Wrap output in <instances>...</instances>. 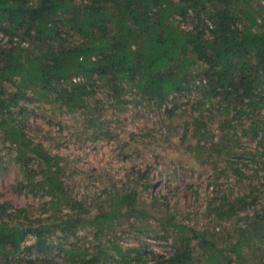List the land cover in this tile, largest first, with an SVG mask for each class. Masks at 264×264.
I'll return each instance as SVG.
<instances>
[{
	"label": "trees",
	"instance_id": "16d2710c",
	"mask_svg": "<svg viewBox=\"0 0 264 264\" xmlns=\"http://www.w3.org/2000/svg\"><path fill=\"white\" fill-rule=\"evenodd\" d=\"M0 34L6 38L1 138L23 166V188L43 196L42 208L50 210L0 203V264H62L47 254L54 237L71 239L60 244L64 264H146L148 258L144 246L123 249L120 236L105 229L123 217L151 216L137 204V187L115 185L91 200L74 195L61 179L60 155L27 132L20 116L30 109L23 101L84 112L87 125L107 135L102 104L125 110L133 93L160 107L169 95L196 90L197 145L213 138L202 121L216 116L220 134L210 153L224 154L241 176L243 166L234 164L264 171V0H0ZM102 89L110 103H103ZM242 136L257 139L255 147H241ZM255 191L210 204L215 222L246 212L221 242L217 227L196 229L156 212L165 233H173L175 250L154 264H264V206L248 212ZM87 227L95 231L94 246L81 244L89 241L90 233L79 231ZM30 237L35 242L26 245Z\"/></svg>",
	"mask_w": 264,
	"mask_h": 264
},
{
	"label": "rangeland",
	"instance_id": "374dc122",
	"mask_svg": "<svg viewBox=\"0 0 264 264\" xmlns=\"http://www.w3.org/2000/svg\"><path fill=\"white\" fill-rule=\"evenodd\" d=\"M5 39L0 34V42L4 43ZM103 93V89L100 90L99 96L105 97ZM196 95V90L184 95L172 94L160 107L136 101L133 93L127 95L130 102L125 110L102 104L105 110L101 121L107 135L100 134L96 126L87 125L86 113L67 114L44 103L23 101L30 111L20 118L30 135L60 155L61 179L79 198L94 199L115 185L137 187V204L146 205L147 214L151 216L137 219L134 215L129 216V220L123 217L112 228L106 226L105 229L107 233L120 236L117 242L123 249L144 246L148 252L146 264H154L159 262V255L166 259L175 250L173 233H165L153 216L156 212L159 216H174L196 229L211 232L217 227L221 242L226 229L242 223L246 212L242 211L239 217L226 222H215L210 204L217 205L223 196L234 199L256 190V205L248 212L253 214L264 206V171L261 167L257 174L250 165L234 164L243 166L241 176L224 154L210 153L209 148L214 149L211 140H219L218 117H204L202 128L210 129L213 138L207 136L201 145H197L202 132L195 129L198 127L196 120L202 108L192 106ZM104 97L103 103H110V99ZM205 143L207 145L202 147ZM240 143L241 147L252 149L257 139L242 136ZM15 157V150L2 141L0 134V203H8L14 208L28 207L31 213L48 214V207L47 211L42 208L46 199L23 188L25 172ZM141 176L143 178L137 182ZM123 178L125 181L120 180ZM79 231L90 233L89 241L81 244L86 247L96 244L93 240L95 231L91 227ZM60 241L54 237L47 254L64 264L60 244L66 247L71 239ZM34 242L35 239L30 237L26 245ZM102 244L109 245L106 235ZM131 254L136 255V252Z\"/></svg>",
	"mask_w": 264,
	"mask_h": 264
}]
</instances>
